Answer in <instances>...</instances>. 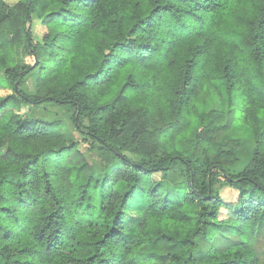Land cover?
Here are the masks:
<instances>
[{
    "label": "trees",
    "instance_id": "trees-1",
    "mask_svg": "<svg viewBox=\"0 0 264 264\" xmlns=\"http://www.w3.org/2000/svg\"><path fill=\"white\" fill-rule=\"evenodd\" d=\"M0 88V264H264V0H0Z\"/></svg>",
    "mask_w": 264,
    "mask_h": 264
},
{
    "label": "rangeland",
    "instance_id": "rangeland-1",
    "mask_svg": "<svg viewBox=\"0 0 264 264\" xmlns=\"http://www.w3.org/2000/svg\"><path fill=\"white\" fill-rule=\"evenodd\" d=\"M9 4H12L16 2V0H5ZM44 31V28L40 25H37L35 27V33L40 34V32ZM26 61L30 64L33 63V60L30 58H27ZM37 78V71H33L26 79V82L24 83L22 87V91L27 94H32L34 90V84L35 80ZM220 87V85H218ZM220 91V89H219ZM11 89L6 88H0V97H5L6 95L11 94ZM215 94H207L205 96H202L201 99L196 103L197 108L201 111L209 109V108H217L221 109L222 107H226V104H221L222 100L220 101L219 97L214 96ZM243 99H241L240 104H233L234 107V129H233V135L236 134V136H239L243 141H245V145L242 147V149L239 151V157L242 162H245L247 159L248 154L250 153V147L246 145L248 136L244 134V130H248V128L244 127L242 125V115H243ZM27 111L26 108H23L21 111ZM37 114L44 116V117H54L57 121H60L62 123V130L68 140H75L79 141L80 136L77 134L71 120V113L66 111L65 109H59V108H52L49 107L45 110L39 109L37 110ZM98 159L93 163L95 172L97 176H100V168L97 164ZM221 194L223 196L224 202L227 204H232L234 202V199L236 197V193L228 188H225L221 191ZM226 209L221 210V217L225 215ZM137 213L135 210L128 209L126 210V220L128 222L129 227L131 224H133L136 220ZM254 249L257 251L259 257L263 259L264 256V238L262 235L258 237L257 242L254 244Z\"/></svg>",
    "mask_w": 264,
    "mask_h": 264
}]
</instances>
